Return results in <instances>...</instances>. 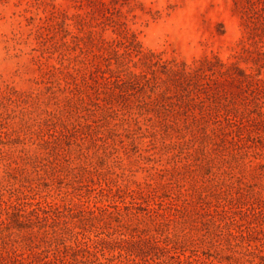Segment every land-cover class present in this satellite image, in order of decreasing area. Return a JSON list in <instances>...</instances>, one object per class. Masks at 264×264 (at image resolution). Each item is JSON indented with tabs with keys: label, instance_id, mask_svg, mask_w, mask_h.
<instances>
[{
	"label": "rangeland",
	"instance_id": "1",
	"mask_svg": "<svg viewBox=\"0 0 264 264\" xmlns=\"http://www.w3.org/2000/svg\"><path fill=\"white\" fill-rule=\"evenodd\" d=\"M126 39L152 52L146 56H154L153 63L124 51ZM80 45L86 54L80 52ZM113 46L121 54L113 52ZM103 49L107 51L101 53ZM53 66L73 71L75 93L80 88L85 99L94 101L86 111L75 102L79 108L66 121L70 131L63 127L66 158L72 162L70 151L79 148L77 144L94 160L103 154L102 147L97 153L95 147L87 151L90 140L75 132L81 128L78 121L86 117L91 124L88 130L99 136L97 142L107 138L108 163L124 172V182L149 180L164 194V200L157 198L160 205H155L180 215L169 230L176 229L182 242L162 248L169 230L158 234L159 244L143 236L144 251L132 264H190L197 257L218 262L226 254L237 258L236 264L260 261L257 254L264 255V166L259 167L264 165V0H0V87L40 93L41 107H29L33 115L47 108L44 102L54 109L71 92L53 75ZM89 69L93 79L84 77ZM3 105L0 119L13 114ZM11 118L10 130L19 126V118ZM3 168L1 163L0 174ZM68 182L64 177L62 183L55 182L54 187L61 185L60 195L73 190ZM180 191L181 198L176 196ZM50 194L56 198L57 191ZM86 196L80 199L86 202ZM215 196H223L226 218L221 221ZM183 199L188 208L181 212ZM200 203L211 209L212 217L204 214ZM252 205L254 214L247 210ZM234 212L244 219L242 226L235 222ZM153 217L141 216L140 227H153ZM248 220L253 222L251 228ZM227 226L237 239L228 234ZM90 234L100 241L96 250L101 259L108 246L125 247L131 240L129 234L122 239L107 227H92ZM237 242H244V247Z\"/></svg>",
	"mask_w": 264,
	"mask_h": 264
},
{
	"label": "trees",
	"instance_id": "2",
	"mask_svg": "<svg viewBox=\"0 0 264 264\" xmlns=\"http://www.w3.org/2000/svg\"><path fill=\"white\" fill-rule=\"evenodd\" d=\"M84 44L88 49L89 45L86 42ZM123 46L124 51L138 56L141 62L153 63L154 56H146L152 52L143 51L140 43H135L134 39L132 41L126 39ZM79 47L80 52L86 54L87 49L81 45ZM111 50L121 54L117 46H113ZM105 51L107 49H103L101 53ZM51 70L54 76L65 82V89L71 92V95L60 98L54 109H49L50 102H44L47 108L33 115L34 110L29 107L35 110L41 107L40 93H24L13 86L0 87V104L4 103L3 106L13 112L12 115L8 112L10 116L0 119V164L4 165L3 173L0 174V264L136 263L137 257L144 251L141 243V240L145 238L143 236H151L155 243L159 244L161 240L158 239V234L168 231L171 222L179 221L180 215L170 210L163 212L162 206L155 205L157 203L160 205L157 198L164 200V194L160 193L158 187L149 180L124 182V172L118 173L108 163L109 158L105 151L107 138L103 137L101 139L103 143H98L99 136L97 132L88 130L91 124L86 117L78 121L81 128H76L75 132L80 139L90 140L91 144L85 146L87 151L95 147L94 153H97L102 147L103 154H98L97 160H94L81 144H77L79 148L74 147L70 151L75 157L72 162L66 158L62 143V135H66L63 127L70 131L66 121L70 120V113L74 108H79L75 102L78 101L82 106L81 110L86 111L90 109L94 101L90 97L89 100L85 99L80 88L75 93L70 80L74 77L73 71L59 66H53ZM92 73L93 70L89 69L84 72V77L89 76L93 79ZM130 73L139 76L132 71ZM104 78L108 77L104 76ZM61 80L58 82L61 83ZM75 84L78 83L74 82ZM18 110L20 114L17 113ZM261 114L263 115L264 112ZM10 117L11 119L19 118V126L11 130L7 128ZM71 124L74 127V123L71 122ZM136 124L139 126L138 121ZM138 128L141 129L140 126ZM72 140L73 138L67 140L69 146H72ZM27 141L30 142L29 145H26ZM75 159H78L77 164H72ZM261 166L264 165L259 164L260 168ZM110 170L112 172L108 175ZM161 171L162 169L158 174ZM63 177L68 178L67 185H71L73 190H66L64 195H60L61 185L54 187V184L62 183ZM84 186L89 188L83 191ZM51 190L57 191L58 200L50 194ZM85 193L87 194L86 202L80 199V196H84ZM176 196L181 198L182 192L180 191ZM222 199L223 196H215L214 206L220 221L226 218L222 214L224 210ZM186 200L181 201L179 211L187 210ZM237 200H240L239 196ZM91 201L94 203L90 204ZM169 203L174 204L171 199ZM199 206L206 216L212 217L209 207L206 208L202 203ZM247 210L251 214L256 212L253 205ZM142 211L143 214H141ZM143 215L154 216L153 219L156 221L153 227H140L139 223L143 221L141 218ZM134 218H137L139 222L134 223ZM234 220L239 223V226L244 222L242 217H236V212H234ZM212 221L215 222L214 219ZM223 221L227 223L226 220ZM248 223L251 228L253 222L248 220ZM217 226L220 225L217 223ZM92 227L112 228L119 238L124 239V236L129 234L131 240L125 247L108 246V253H103L104 259H101L96 250L100 241L91 236ZM227 227L228 234L237 239L238 234L232 231L231 226ZM240 234L243 236V233ZM134 237L140 239L135 241L132 239ZM180 239L182 236L176 229L173 232L169 230L167 239L163 240L165 243L161 247L168 248L170 243L182 242ZM228 241L231 244V241ZM238 244L244 247V242ZM261 244L264 245V241H261ZM256 248H259L258 245ZM105 249L106 247L103 250ZM116 250L117 253H115ZM257 256L260 261L251 260L252 264H264V255L258 253ZM180 260L184 259L180 258ZM217 261L197 257L189 263L236 264L237 258L226 254L218 257Z\"/></svg>",
	"mask_w": 264,
	"mask_h": 264
}]
</instances>
